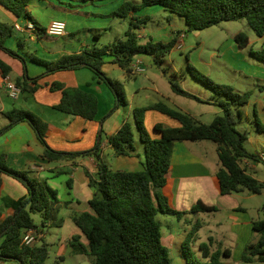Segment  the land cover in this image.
Wrapping results in <instances>:
<instances>
[{
	"label": "trees",
	"instance_id": "obj_1",
	"mask_svg": "<svg viewBox=\"0 0 264 264\" xmlns=\"http://www.w3.org/2000/svg\"><path fill=\"white\" fill-rule=\"evenodd\" d=\"M80 2H94L96 0H78ZM30 0H0V6L18 18H26L36 27L38 38L47 36L46 29L31 17L28 12ZM160 6L165 10L185 18L190 30H204L222 22L246 20L248 26L260 38L264 37V0H142L140 5L125 1L114 12L115 16L126 18L132 11L143 7ZM150 21L149 16L133 18L124 39H117L108 45H93L81 53L63 55L55 61H48L37 56L32 59L46 67V72L36 78L24 74L15 81L22 92L34 93L38 88V80L43 76L57 71L78 70L88 68L102 80L112 91L115 105L110 114L121 106L127 105L123 84L108 77L103 72V66L108 57L123 68L128 75L132 74L131 65L136 57L146 55L152 57L156 64H160L178 42L177 38L169 42L155 41L150 38L141 44L136 32ZM16 24L0 18V49L20 59L24 65L26 60L17 51L7 46L9 38L21 32ZM98 37V36H96ZM239 48H245L250 40L245 32L235 36ZM18 45H21L18 39ZM264 62V47L259 52H253ZM0 69L3 75H9L11 67L0 59ZM191 75L204 86L211 89L217 96L225 97L215 104L222 109L210 124H205L192 115L171 107L160 101L148 107L134 109L135 126L139 139L144 146L145 162L142 171L114 170L99 155L103 138L100 129L93 150L84 152H65L53 149L47 142L48 124L23 109H13L6 113L10 123L0 128V136L20 122H27L35 130L44 151L42 158L51 162L75 160L80 156L94 155L98 163L95 175L86 171L90 179V186L94 195L89 201L91 211L73 215V221L81 230L87 244L82 242L81 235H74L69 245L76 253L90 257L92 264H173L170 252L163 243L161 223L156 219L158 214H168L181 220L188 212L177 210L168 191L167 177L172 165L174 145L177 142L211 141L217 144L220 168L216 173V180L221 195H230L249 190L254 194H261L264 181H260L242 166L243 160L263 161L264 155L248 151L246 142L248 135L237 128L243 116L242 108L250 99L252 92L243 94L237 92L231 85L219 84L206 74L189 67ZM174 93L204 103L198 96L185 91L176 81H171ZM51 90L61 91L62 99L54 108L66 114L78 116L86 120H95L98 115V98L96 95L80 88L68 87L63 83H53ZM214 104V103H213ZM148 110L159 111L180 123L179 127H168L156 124L155 131L159 138H152L145 126V113ZM109 114V115H110ZM258 129L264 132V124L257 110L254 111ZM136 135L133 125L125 122L121 128L108 138V142L116 156H130L135 150ZM59 173H67L59 171ZM0 174H6L28 191V196L13 203V213L8 215L0 224V263L15 261L18 264H47L50 249L42 236L31 244L23 242L26 230L41 229L35 224L32 212L43 215V225L57 220L61 202L57 191L47 182L30 176L29 171L10 168L6 157H0ZM69 188L72 181H67ZM3 189V179L0 175V196ZM218 207L206 205L199 200L191 213L216 212ZM59 226V225H58ZM200 222L192 227L190 236L183 242V257L185 264H224L221 257L231 256L229 249L221 248L212 251L213 239L209 243H201L202 258L191 250V242L198 240ZM253 230L260 237L257 242L245 247L241 261L247 264L264 263V220L253 221ZM65 256H59L53 264H62Z\"/></svg>",
	"mask_w": 264,
	"mask_h": 264
},
{
	"label": "crops",
	"instance_id": "obj_2",
	"mask_svg": "<svg viewBox=\"0 0 264 264\" xmlns=\"http://www.w3.org/2000/svg\"><path fill=\"white\" fill-rule=\"evenodd\" d=\"M102 1L104 2L105 0ZM87 3L89 2H80L78 0H70L69 2L61 3L64 6L60 7V9L66 11L67 15L63 18V15H60L61 13H59L57 16H53L49 20H46L39 14V11L53 6L51 1L30 0L27 7L28 12L30 13L31 17L40 24L41 27L46 29V27L54 21H62L66 23V33L64 36H61V39L62 41L67 40V42H59L60 37H51L48 35L43 36V38H38L36 35L34 37L29 31L16 33V35L8 39L7 46L17 51L18 54L26 60V65H24L20 59L0 49V59L12 69L9 74L10 77L13 80H16L17 78H22L24 74H28L30 78H36L43 75L46 72V67L35 62L32 59L34 56L48 61H55L63 55L81 53L83 50L89 49L93 45H98L101 34L97 31H95V35L93 36L95 39L94 41H92L91 38H87L83 42L82 40H78L79 38H76V35L79 34L80 31L84 29V27L79 21L74 19L73 16L74 13L79 12V9L83 8L85 5H88ZM158 8L163 7L158 6ZM0 12L7 17L9 22L15 24L19 23L24 26L28 23L26 18L24 20L23 18L20 19L2 6H0ZM144 12L145 11H142L141 16L140 12L137 13L134 11L130 14V17L132 19L144 17ZM142 30V34L136 31L139 39L144 37L143 35H146V39L152 38L155 41L169 42L174 38L178 39L179 35V33H174V31L172 32V30L169 29H167V31L166 28L162 27H157L154 29L143 27ZM18 39L21 45H18ZM47 39H52L53 43L45 46L41 42ZM135 59L141 60L146 68H148L149 63L154 62L152 57L146 55L138 56ZM103 72L108 77L119 80L122 84L124 79L132 80L138 75H141L133 73L128 75L123 68L112 61L111 57L107 58V61L103 66ZM113 75H115V77ZM148 79L146 78L145 80H147L150 85L153 84L152 87H149V89L160 93L156 82L154 83L150 78ZM53 83H63L68 87L80 88L86 92L96 95L99 101L98 115L96 119L90 121L56 110L54 107L60 103L62 99V93L61 91L51 90L50 87ZM38 85L39 88L34 93L22 92V95L18 100H12L8 96L5 89L4 75L0 69V128H3L10 123L9 118L6 116L7 112L13 109H23L30 111L48 124V144L57 151L65 152H84L93 150L96 146L98 132L100 129H102L104 133L101 149L98 153L112 169L126 171H142L144 169V146L139 139L138 132L136 135L135 120L131 119V112L135 108L150 106H141V104H136V98L142 94V89L146 88L145 86L135 87L131 102H129L127 99L126 106H121L120 108L116 109L115 112L110 114L115 105L114 95L108 86L102 80H100L92 70L88 68L57 71L51 73L39 79ZM20 100L23 101L20 102ZM126 108H128L127 112ZM148 111L153 112L156 110ZM156 112L157 113L149 112L146 114V124L148 129H150L151 125L154 126L153 131L150 134L152 138L157 139L160 137V134L155 131L156 124L161 123L167 125L168 127L180 126V123L177 120H174L159 111ZM182 112H184V110ZM150 114H159L156 115V118L160 120H156L150 124L148 119ZM163 115L169 117L170 119H165L166 117L164 118ZM190 115L198 119L195 115ZM125 122H130L133 125V130L136 135L135 150L130 156H116L114 155L113 149L108 142V138L115 134ZM188 142L189 141L177 142L174 145L172 165L167 175L169 179L168 191L171 195L173 206L179 211L188 212L186 210L188 207L192 208L199 200H201L206 205L218 207V211H220L219 206L224 207L231 213H235L238 210H243L242 206L238 202H235V194H220L216 180V173L220 168V163L218 160L214 158L211 162L208 161V166L205 160L192 153L190 148L187 146ZM201 147L202 150L208 149V146L206 145ZM43 151V144L40 142L35 130L27 122H20L16 124L6 133L0 136V157L2 155L6 157V163L10 168L20 171H29L31 177L47 182V184L52 189L57 191V196L61 202V207L58 211V218L53 223H59L55 225L61 226L60 228L62 229H69V233L67 234L69 236H66V241H59L62 247L59 256H65L68 251L67 247H70V245H68V241H70L74 235H81L82 242L87 244V241L81 230L73 221V215L91 211L89 201L94 195V189L89 184L90 179L87 176L86 171H89V173L95 175L98 172V163L94 155L80 156L75 160L69 161L51 162L42 158ZM243 161H251L252 169H245L249 174L253 175L258 180L264 181V179L261 180L256 176V174H254L258 169L257 164L259 161ZM59 171H66L67 173H59ZM0 175L3 179V189L0 196L1 224L8 215L13 213V203L22 198H26L28 196V191L21 183V185L15 184L13 181L19 183L16 179L6 174ZM62 176L67 177L66 181L71 179L72 187L69 188L67 184L62 198H59L58 190L51 186L52 183L50 182ZM186 185L187 187L190 185L188 189L193 191L191 192L192 195H194V192L195 194H198L195 198L188 200V207L179 204V201H181L180 199H182L180 198V194L183 192ZM210 193L216 196V200L212 201L214 204L207 200V195ZM240 224H243V221H241ZM52 225L53 224L50 223L49 226ZM222 225V221L217 223L218 227H222ZM250 225L253 227L252 221L250 222ZM230 230L232 232L224 230L222 236L223 238L233 241L234 238H237V235L236 232H233L232 228ZM41 235L43 238H45L46 234L43 232V230H41ZM216 236L210 237L213 239V245L216 241L222 239L221 235L217 234ZM219 248L222 250L229 249L232 256V250L230 248H223L222 246ZM71 250L72 252H75L72 248ZM75 254L78 253L75 252Z\"/></svg>",
	"mask_w": 264,
	"mask_h": 264
},
{
	"label": "rangeland",
	"instance_id": "obj_3",
	"mask_svg": "<svg viewBox=\"0 0 264 264\" xmlns=\"http://www.w3.org/2000/svg\"><path fill=\"white\" fill-rule=\"evenodd\" d=\"M49 1H51L55 7L50 6L48 9L39 11V14L43 16L44 19L49 20L59 13L63 15V18L67 15L66 11L60 9V7L64 6L61 3H66L70 0ZM101 1L102 0L89 2L87 3L88 5L79 9L78 13H74V19L79 21L84 27V29H80V33L76 35V38H79L78 40L84 42L85 39L91 38L92 41H94L95 39L93 36L95 35V31L101 34L98 46L108 45L115 42L117 39L125 38V33L129 29L132 18L130 15L126 18L118 17L114 15V12H116L127 0ZM128 1L132 2L134 5H140L142 3V0ZM142 11H145L144 16L150 17V21L144 24L140 29H137V32L142 34L143 27H147L148 29L162 27L166 28V30H172L174 33H179L178 42L181 39V34H184L185 37H182V48L179 49L176 46L164 57V60L160 64L151 62L148 64L145 73L138 75L132 80L124 79L123 87L128 101L131 102L135 87L145 86L146 88L142 89V94L136 98L137 105L141 104V106H148L163 101L178 110H184V112L195 115L202 123L210 124L217 115L222 114V109L215 103L220 99L226 100V98L217 96L211 89L196 80L190 73L189 67L191 66L206 74L216 83L233 86L235 90L241 94L247 91L252 92L250 99L242 108L243 116L237 128L242 132H246L248 135L246 142L248 151L261 156L264 155V132L258 129L254 114L256 109L264 124V62L252 54L253 52L262 50L264 47V37L260 38L257 36L248 26L246 20L222 22L204 30H190L185 18L172 14L163 8H158V6L143 7L135 12H140L142 16ZM0 18L4 21H9L1 12ZM239 32H245L250 40L249 45L242 49L237 46L234 40L236 34ZM143 36L144 37L139 39V42L142 44L150 39H146V35ZM61 38L62 37L59 38V42H67V40L62 41ZM41 43L47 46L53 42L52 39H47L43 40ZM113 76L115 77V75ZM146 78H150L154 83L156 82L160 93L149 89L153 84L150 85L149 82L145 80ZM171 81H176L185 91L198 96L206 102L201 103L174 93L171 88ZM22 101L23 100H20V102ZM127 111L128 108H126V112ZM149 112H157L147 111L145 113V126L149 134H151L154 126L151 125L150 129H148L146 124V114ZM156 115L159 114L149 115L150 117L148 119L150 124L156 120H160L156 118ZM163 117H166L165 119H170L165 115H163ZM131 119L134 120V110L131 112ZM137 132L138 130L136 129V135ZM204 145L208 146L209 150H202L201 146ZM187 146L192 153L205 160L207 165V162H211L214 158L219 162L216 143L211 141L197 143L188 142ZM251 163V161H242L241 164L247 170H251ZM257 165L258 169L254 174H256L259 179L263 180L264 162L259 161ZM66 180L67 177L62 176L50 182L52 183L51 186L58 190L59 198H62L63 192L67 186ZM13 182L17 185H21L15 181ZM188 187H190V185H188ZM188 187L186 185L185 189L180 194V198L182 199H180L181 201H179V204L185 207L189 206L188 200L198 195L195 194V192L194 195H192L191 192L193 191L191 189L189 190ZM234 194V197H236L235 202H238L243 208V210H238L235 213H231L224 207L219 206L220 211L202 213H191V208L188 207V209H186L188 213L185 214L181 220L168 214L160 213L157 215L156 219L160 221L162 226L163 243L169 249L173 264L186 263L183 257L182 244L190 236L192 227L196 222H200L201 228L198 232V240L191 242L190 247L197 257L202 258L200 244L209 243L210 237L218 234L221 235L222 239L215 242L212 246V251L219 249L221 246L232 250V256L230 258L226 256L221 257L223 263L247 264L241 261V256L245 247L250 243L257 242L260 237L259 233L253 230L250 222L264 220V191L261 194H254L249 190H245L244 192ZM207 198L209 202L214 204L212 201L216 200L215 195L210 193L207 195ZM32 217L35 224L46 234L43 242H46L50 249V258L47 264H53L62 250L59 241H66L65 238L69 236L67 235L69 229H62L60 228L61 226L58 225H43L44 219L40 212H32ZM219 221L223 222L222 227L217 226ZM241 221H243V224H240ZM231 228L237 235V238H234L233 241L223 238L222 236L224 230L232 232L230 230ZM67 249L68 251L62 264H92L90 257L75 254L69 246ZM5 264L18 263L9 261L5 262Z\"/></svg>",
	"mask_w": 264,
	"mask_h": 264
},
{
	"label": "built area",
	"instance_id": "obj_4",
	"mask_svg": "<svg viewBox=\"0 0 264 264\" xmlns=\"http://www.w3.org/2000/svg\"><path fill=\"white\" fill-rule=\"evenodd\" d=\"M16 29L18 31H29L35 37L36 27L33 23L28 22L25 26L17 23ZM66 33V23L62 21H54L46 27V34L51 37H61L64 36ZM182 37L184 38V34H181V39L177 42L176 46L181 49L182 48ZM132 73L133 74H143L146 71V67L144 63L139 60L135 59L131 65ZM4 86L7 91L8 96L12 100H18L22 95L21 87L13 80L10 75L4 76ZM42 236L41 233L36 231L35 229H28L24 233L23 242L26 245H31L38 240V237Z\"/></svg>",
	"mask_w": 264,
	"mask_h": 264
}]
</instances>
